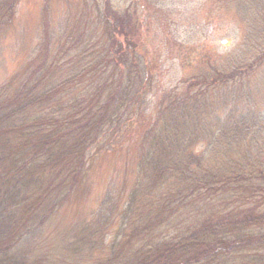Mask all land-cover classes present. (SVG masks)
Segmentation results:
<instances>
[{
    "label": "trees",
    "instance_id": "1",
    "mask_svg": "<svg viewBox=\"0 0 264 264\" xmlns=\"http://www.w3.org/2000/svg\"><path fill=\"white\" fill-rule=\"evenodd\" d=\"M21 1L0 0V34ZM94 1L68 8L80 11L77 25L67 23L54 62L29 66L0 88V264H44L20 246L25 235L71 198L93 155L127 143L137 154L135 181L127 193V186L107 193L96 216L111 211L128 234L92 264H264V115L241 107V117L230 113L220 125L203 116L205 104L222 95L226 110L245 103L244 80L264 63V4L246 19L251 37L258 32L256 55L187 78V87L145 118L134 146L125 137L145 115L155 77L154 49L137 22L145 13L119 12L111 0H96L93 11ZM44 32L47 41V22ZM45 48L34 58L49 56ZM243 146L245 157L236 159L231 152Z\"/></svg>",
    "mask_w": 264,
    "mask_h": 264
},
{
    "label": "rangeland",
    "instance_id": "2",
    "mask_svg": "<svg viewBox=\"0 0 264 264\" xmlns=\"http://www.w3.org/2000/svg\"><path fill=\"white\" fill-rule=\"evenodd\" d=\"M46 1H49L47 16L43 12ZM80 1L22 0L18 4L14 21L0 34V88L29 66L40 64L39 68H42L54 62L63 40L60 36L68 37L71 30L67 23L77 25L75 18L80 11L72 13L68 8ZM135 1L111 0L119 12L131 8L145 13L136 14L137 22L143 20L138 23V28L141 27V34L148 41L150 39L154 49L153 63L149 61V64L154 68L155 77L148 86L151 93L147 95L145 115L127 131L125 137L130 138L134 146L142 133L145 118L154 117L171 92L187 87V78H194L214 65L231 69L237 61L242 65L256 55L259 46V39L255 36L257 27V33L251 37L246 19L257 14L254 12L256 4H264V0H146L151 7L145 10ZM78 9L82 10L81 6ZM92 10L96 11V0ZM46 22L52 32L49 42L45 39ZM223 39H229V42L224 43ZM45 43L44 52L48 51L49 56L44 57L43 53L40 60L35 59L38 50L43 51ZM243 85L245 103H237L236 107L231 102L226 110L222 95L205 104L204 118L220 125L230 113L240 116L241 107H251L249 116L264 115V63L245 78ZM245 150L246 146H243L238 153L231 154L236 155V159H243L245 154L241 152ZM134 151L133 146L127 143L122 151L92 156L82 185L43 227L23 238L20 246H28L29 259L44 264H92L110 254L113 243L126 237L128 230L111 211L104 218L99 217L101 212L97 216L96 213L107 193L114 194L125 186L127 193L131 188L137 176V154ZM212 161L215 162L214 156ZM106 205L105 210H108L113 203ZM2 228L5 224L1 222L0 234ZM71 246L77 251H71Z\"/></svg>",
    "mask_w": 264,
    "mask_h": 264
},
{
    "label": "water",
    "instance_id": "3",
    "mask_svg": "<svg viewBox=\"0 0 264 264\" xmlns=\"http://www.w3.org/2000/svg\"><path fill=\"white\" fill-rule=\"evenodd\" d=\"M223 42L226 43V42H228V40L227 39H224Z\"/></svg>",
    "mask_w": 264,
    "mask_h": 264
}]
</instances>
